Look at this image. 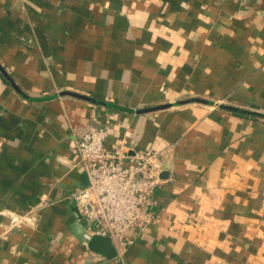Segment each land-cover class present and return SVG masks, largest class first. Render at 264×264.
<instances>
[{
  "label": "crops",
  "instance_id": "obj_1",
  "mask_svg": "<svg viewBox=\"0 0 264 264\" xmlns=\"http://www.w3.org/2000/svg\"><path fill=\"white\" fill-rule=\"evenodd\" d=\"M101 126L170 147L113 259L70 199ZM0 264H264V0H0Z\"/></svg>",
  "mask_w": 264,
  "mask_h": 264
},
{
  "label": "built area",
  "instance_id": "obj_2",
  "mask_svg": "<svg viewBox=\"0 0 264 264\" xmlns=\"http://www.w3.org/2000/svg\"><path fill=\"white\" fill-rule=\"evenodd\" d=\"M108 138V126H101L90 129L77 143L73 167L86 175L87 184L70 199L87 221L89 237L110 239L122 257L136 239L161 223L156 192L164 184L162 161L170 147L136 151L128 141V128L116 147L106 146Z\"/></svg>",
  "mask_w": 264,
  "mask_h": 264
},
{
  "label": "water",
  "instance_id": "obj_3",
  "mask_svg": "<svg viewBox=\"0 0 264 264\" xmlns=\"http://www.w3.org/2000/svg\"><path fill=\"white\" fill-rule=\"evenodd\" d=\"M69 95H72V96H75L78 98H82V99H87L86 97L81 96V95H77V94H69ZM170 107H171L170 105L161 106V107L155 108L152 111L167 109ZM224 108H227V109H230L233 111H241L240 109L233 108V107L224 106ZM127 147L129 148L130 146L128 145ZM160 177L162 180H164L163 179V173H161ZM83 180H84V184H87V177L85 174L83 175ZM80 218H81L83 226L85 228H87V221L82 217V215H80ZM86 241L88 242L89 247L93 251L100 252L101 254L105 255L108 259H113L114 257L117 256V252H116L115 248L113 247L111 240L108 238L86 236Z\"/></svg>",
  "mask_w": 264,
  "mask_h": 264
}]
</instances>
